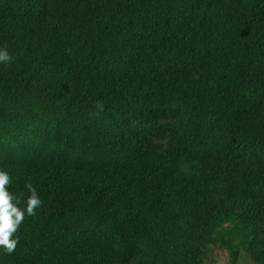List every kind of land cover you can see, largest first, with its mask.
I'll return each mask as SVG.
<instances>
[{
  "label": "trees",
  "instance_id": "obj_1",
  "mask_svg": "<svg viewBox=\"0 0 264 264\" xmlns=\"http://www.w3.org/2000/svg\"><path fill=\"white\" fill-rule=\"evenodd\" d=\"M0 264H264V0H0Z\"/></svg>",
  "mask_w": 264,
  "mask_h": 264
},
{
  "label": "clouds",
  "instance_id": "obj_2",
  "mask_svg": "<svg viewBox=\"0 0 264 264\" xmlns=\"http://www.w3.org/2000/svg\"><path fill=\"white\" fill-rule=\"evenodd\" d=\"M12 57L6 49H0V63L10 64ZM11 183L9 173L0 170V247L7 254L15 251L18 239L11 238L17 232L18 227L24 221L25 214L32 216L36 210L42 206V200L39 198L36 190L29 186L31 195L26 202V208L22 210L19 207L20 201L16 199L8 190Z\"/></svg>",
  "mask_w": 264,
  "mask_h": 264
},
{
  "label": "rangeland",
  "instance_id": "obj_3",
  "mask_svg": "<svg viewBox=\"0 0 264 264\" xmlns=\"http://www.w3.org/2000/svg\"><path fill=\"white\" fill-rule=\"evenodd\" d=\"M208 260L216 261V264H229V255L226 251H219L217 248L213 251L211 255L208 256ZM238 264H253L252 261L245 256H241V260Z\"/></svg>",
  "mask_w": 264,
  "mask_h": 264
}]
</instances>
